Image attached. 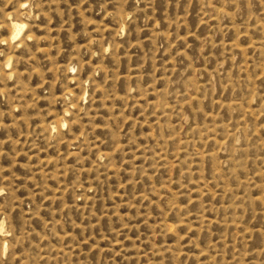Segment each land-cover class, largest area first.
I'll return each instance as SVG.
<instances>
[{
  "label": "rangeland",
  "instance_id": "obj_1",
  "mask_svg": "<svg viewBox=\"0 0 264 264\" xmlns=\"http://www.w3.org/2000/svg\"><path fill=\"white\" fill-rule=\"evenodd\" d=\"M0 264H264V0H0Z\"/></svg>",
  "mask_w": 264,
  "mask_h": 264
},
{
  "label": "bare ground",
  "instance_id": "obj_2",
  "mask_svg": "<svg viewBox=\"0 0 264 264\" xmlns=\"http://www.w3.org/2000/svg\"><path fill=\"white\" fill-rule=\"evenodd\" d=\"M10 27L12 30L11 41H12V43L17 42L18 39L20 38L23 30L25 29V25L23 23L11 22Z\"/></svg>",
  "mask_w": 264,
  "mask_h": 264
}]
</instances>
